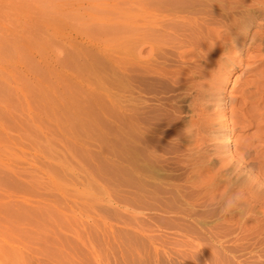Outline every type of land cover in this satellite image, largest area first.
Listing matches in <instances>:
<instances>
[{"label": "rangeland", "instance_id": "374dc122", "mask_svg": "<svg viewBox=\"0 0 264 264\" xmlns=\"http://www.w3.org/2000/svg\"><path fill=\"white\" fill-rule=\"evenodd\" d=\"M136 1L0 0V264L22 257L65 263L73 253L89 256L80 243L90 239L108 264H166L176 250L188 253L171 234L176 228L134 213L129 31ZM115 25L124 30L108 32ZM262 61L228 63L233 70L221 89L227 101ZM75 117L89 125L78 128ZM236 134L222 150L234 149ZM152 144L157 154L174 151ZM146 235L166 240L158 255Z\"/></svg>", "mask_w": 264, "mask_h": 264}, {"label": "bare ground", "instance_id": "6f19581e", "mask_svg": "<svg viewBox=\"0 0 264 264\" xmlns=\"http://www.w3.org/2000/svg\"><path fill=\"white\" fill-rule=\"evenodd\" d=\"M130 29L135 216L176 228L171 234L188 255L178 248L166 264H264V67L254 64L253 78L228 101L221 90L233 70L228 63L264 60V0H137ZM236 132L234 149L222 150ZM152 143L174 151L157 154ZM146 236L158 255L166 240ZM206 243L218 252L206 253ZM80 244L90 255L71 251L66 264H108L93 239ZM60 258L55 264H65ZM25 261L43 264L40 257Z\"/></svg>", "mask_w": 264, "mask_h": 264}]
</instances>
